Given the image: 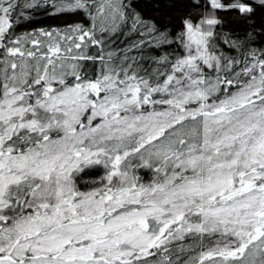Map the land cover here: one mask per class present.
<instances>
[{
  "label": "snow or ice",
  "instance_id": "6c2138e0",
  "mask_svg": "<svg viewBox=\"0 0 264 264\" xmlns=\"http://www.w3.org/2000/svg\"><path fill=\"white\" fill-rule=\"evenodd\" d=\"M0 264H264V0H0Z\"/></svg>",
  "mask_w": 264,
  "mask_h": 264
},
{
  "label": "trees",
  "instance_id": "16d2710c",
  "mask_svg": "<svg viewBox=\"0 0 264 264\" xmlns=\"http://www.w3.org/2000/svg\"><path fill=\"white\" fill-rule=\"evenodd\" d=\"M145 3H150V0H144ZM146 11H149V9H145ZM35 20L37 23L34 25H28L26 24L25 26L21 27L18 29V31H30L32 27H48V26H63V20L62 19H54L50 17H43V16H37L35 17ZM87 178V177H86Z\"/></svg>",
  "mask_w": 264,
  "mask_h": 264
}]
</instances>
